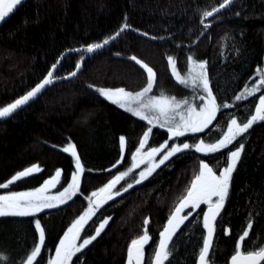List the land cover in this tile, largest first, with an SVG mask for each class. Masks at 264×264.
I'll list each match as a JSON object with an SVG mask.
<instances>
[{
	"label": "trees",
	"instance_id": "16d2710c",
	"mask_svg": "<svg viewBox=\"0 0 264 264\" xmlns=\"http://www.w3.org/2000/svg\"><path fill=\"white\" fill-rule=\"evenodd\" d=\"M223 0H27L0 26V107L25 95L59 63L55 77L61 80L24 109L0 121V183L32 165L43 171L0 189V194L40 187L61 170V184L70 182L73 158L59 149L69 140L76 145L85 168L81 192L67 204L38 213L35 217H0V253L8 260L0 264H27L38 243L35 219H40L46 234V249L34 264H49L55 247L67 228L88 207L87 196L103 187L116 173L131 165V155L149 125L100 96L96 88L143 89L147 73L130 59L136 56L156 73L155 87L174 96L187 94V88L171 75L167 58L172 56L177 69L189 66L188 56L207 61L213 94L221 107L216 120L201 133H187L177 143L215 142L227 131L231 118L245 121L255 113L259 95L237 101L246 83L264 64V0H235L214 17L202 12L219 6ZM127 17L131 29L92 54L83 49L102 42L118 31ZM204 19V23L201 20ZM210 27L205 29L204 25ZM138 32L147 33L149 39ZM117 53L119 55H117ZM81 58L82 61H81ZM82 62L78 74L67 76ZM67 77V78H66ZM90 85L92 87H90ZM124 136V161L111 172L104 171L121 154L119 138ZM164 128L155 127L146 149L175 142ZM244 143V151L232 173L228 196L217 218L214 239V264H230L238 237L251 220L250 239L257 250L264 246V122L223 150V154H203L194 148L178 153L139 185L103 205L85 226L81 237L91 236L106 217H111L104 232L73 258L74 264H127V249L143 234L148 219L151 240L145 246L144 264H152L170 215L186 195L199 173L201 161L216 173L226 166L227 154ZM56 146V147H53ZM91 170V171H88ZM133 173L122 185L134 183ZM120 188V185L117 186ZM207 205L192 211L189 220L173 237L175 250L171 264H197L206 230L203 212ZM228 231L229 234L225 235ZM167 264V262H166ZM264 264V262H262Z\"/></svg>",
	"mask_w": 264,
	"mask_h": 264
},
{
	"label": "snow or ice",
	"instance_id": "6c2138e0",
	"mask_svg": "<svg viewBox=\"0 0 264 264\" xmlns=\"http://www.w3.org/2000/svg\"><path fill=\"white\" fill-rule=\"evenodd\" d=\"M233 2L234 0H223L218 7L203 11L202 17L204 19L213 17L221 9H224ZM22 3L23 0H0V22H3ZM204 19L201 20L202 24L204 23ZM126 20L127 17H125V23L121 25L118 31L112 36L105 38L102 42L89 44L83 49H73L70 51H84L92 54L100 50L114 41L122 33L131 29V26L127 24ZM204 27L207 29L210 25L205 24ZM143 35L146 36L148 34L143 33ZM117 55L119 54L117 53ZM130 59L147 73L146 87L135 93L126 91L123 87L116 89L96 88V91L112 104L131 113L140 120L147 121L149 127L139 140V146L131 155L130 167L126 171L119 172V174L115 175L103 187L97 191H93L90 196L86 197L88 201L87 209L67 228L63 238L59 240L58 246L55 247L54 258L50 259L49 264H74L73 258L79 259L77 254H82L83 249L91 245L104 232L111 220V217L104 218L98 227L95 228L93 235L82 238L81 233L85 231V226L88 225L89 221H92V218L96 216L99 209L109 201H114L116 197L127 193L135 185H139L145 180H148L156 169L164 165L173 156L193 148L195 152L206 155L223 154L224 149H228L230 145L238 141V138L248 133L254 124L264 122V93H261L258 98L259 103L255 106V113L250 118H246L245 121L238 122L236 118H231L227 125V131L215 142L206 143L204 140H200L196 144H174L170 148L167 142H165L158 147H151L149 150L144 151L150 135L153 132V128H166L170 139L183 137L187 133H201L206 129L211 132L210 125L216 120L220 108H230L233 105L227 103L218 105L217 98L213 94L212 87L210 86L207 73V61L200 62L189 55L187 58L190 65L188 74L182 75L177 69L176 60L172 56L167 58L171 75L178 84L199 89L204 93V95L198 97L202 102L200 105H191L187 99L178 100L176 97L149 95L156 84V73L136 56H132ZM59 63L60 60L58 59L51 66V70L48 71L46 77L28 91L27 94L9 103L7 106L0 107V119L10 118L23 105L28 104L37 97L46 86L51 85L56 79L54 73L58 69ZM81 67L82 62H78L75 66L76 70L69 75L71 77L76 76ZM256 76L259 78L258 81L251 87L246 85L244 90L235 97L237 101L253 97L256 93L264 89V67L257 69ZM90 87L92 86L90 85ZM119 146L121 149L120 157L111 168L105 169L104 171L111 172L112 169L118 168L123 163L126 148V139L124 136L119 138ZM244 147V143L240 142L235 150L228 152L226 166L220 171L219 175H217L208 163L204 161L200 162L199 173L195 176L186 195L181 198L163 230L159 233V242L154 253L152 264H166V262L167 264H171L170 258L175 250L173 237L192 215V211L184 215L182 213L186 209L193 211L200 209L201 205H207V211L203 212L202 218L206 236L202 238L203 243L198 253L197 264H214V259L210 257L214 256V236L218 223L217 218L220 216L221 209L224 207V202L229 192L232 173L236 169ZM59 150L68 153L74 162V170L67 186L63 187V190L57 194H50V190L56 188L61 182L62 171L58 169L54 176L44 181L42 186L37 187L35 190L21 192L10 191L8 194L0 195V217H35L38 213H42L45 210L56 209L67 204L78 194L83 195L81 192V178L85 173V168L77 152L76 145L69 140L67 145L61 147ZM161 152L164 154L158 161H155V157ZM144 164L147 166L142 171H139L138 178L134 177V183L121 184L122 181H125L127 177L133 174L135 169L140 168ZM41 171L43 169L38 164L32 165L14 174L7 182L0 183V189H10L13 184L21 181L22 178H27ZM118 185H120V188H117ZM213 198L216 199L214 200ZM148 224L149 220L145 219L143 234L131 241L127 249V264H144L145 246L151 240L147 227ZM34 226L38 232V243L34 242L30 254L25 253L24 258H26L27 264H34L38 258H42V249L47 251L45 229L42 227L40 219H35ZM251 229L252 222L249 220L246 224V229L238 237V242L234 247V253L230 257V264H262L264 262V246L258 250L254 246H250L252 244L250 239ZM228 234L229 232L226 231L225 235ZM77 241L80 242L77 243ZM0 260L6 261L8 257L0 253Z\"/></svg>",
	"mask_w": 264,
	"mask_h": 264
},
{
	"label": "rangeland",
	"instance_id": "374dc122",
	"mask_svg": "<svg viewBox=\"0 0 264 264\" xmlns=\"http://www.w3.org/2000/svg\"><path fill=\"white\" fill-rule=\"evenodd\" d=\"M189 65V64H188ZM189 67H190V65L187 67V69L185 70V71H183V72H180L179 70V72L182 74V75H187L188 74V70H189ZM262 67H264V64H263V66ZM257 73V72H256ZM258 77L256 76V74H255V76H253L252 77V79L251 80H249L247 83H246V85H248L249 87H251L253 84H255L257 81H258ZM245 85V86H246ZM245 86H244V88H245ZM146 87V86H145ZM185 87V86H184ZM187 88V94L186 95H183V96H174V95H171L169 92L167 93L166 91L164 92L162 89H159V87H155V85H154V87H153V91L151 92V93H149V95H154V96H160V95H164V96H168V97H176L178 100H185V99H187L188 101H189V103L191 104V105H200L202 102L199 100V96L200 95H204V93L201 91V90H199V89H194V88H192V87H186ZM244 88L241 90V92L244 90ZM126 91H130V92H133V93H135V92H138V91H141L142 89H137V90H135V89H133V90H127V89H125ZM144 121V120H143ZM147 122V121H146ZM165 130H167L166 128H164ZM175 138V142H172V143H167V145H168V147L170 148L171 146H173L174 144H178L177 143V139H176V137H174ZM147 150H149V149H146L145 148V150L144 151H147ZM165 151H167V149H165ZM164 153L163 152H161L159 155H157L156 157H155V161H158L160 158H161V156L163 155ZM147 165L146 164H144V165H141L140 166V168H138V169H135L134 170V172L133 173H135V175H137V177L136 178H138V173H139V171H142L145 167H146ZM117 174H119V173H116L115 175H117ZM132 175V174H131ZM130 175V176H131ZM217 175H219V173H217ZM61 181H62V179H61ZM42 186V185H41ZM63 187H66V185H62L61 184V182H60V184H58L57 186H56V188H53V189H51L50 190V194H57L59 191H61V190H63ZM32 190H35V189H29V190H18V192H21V191H32ZM95 191H97V190H95ZM9 192H7V193H3V194H8ZM3 194H0V195H3ZM214 200L216 199V198H213ZM78 217H76L75 219H74V221L77 219ZM73 221V222H74ZM81 235H82V233H81ZM80 241H77V243H79ZM54 258V257H53Z\"/></svg>",
	"mask_w": 264,
	"mask_h": 264
},
{
	"label": "water",
	"instance_id": "95a60500",
	"mask_svg": "<svg viewBox=\"0 0 264 264\" xmlns=\"http://www.w3.org/2000/svg\"><path fill=\"white\" fill-rule=\"evenodd\" d=\"M26 1H27V0H23V3H25ZM234 1H235V0H234ZM23 3H22V4H23ZM22 4H21V5H22ZM21 5H18L17 8L14 9L13 13L9 14V16L6 17L5 20H4L3 22H0V26H1L3 23H5L8 19H10V16H11L12 14H14V13H15V12L21 7ZM217 7H218V6H217ZM226 8H227V6H226L224 9H221L220 12H222V11L225 10ZM220 12H219V13H220ZM219 13H217V14H219ZM217 14H215L214 16H216ZM214 16H213V17H214ZM138 34H140V35L142 34V35H143L142 32H141V33L138 32ZM144 36H145V35H144ZM145 37H147V38H149V39H151V40L154 39L153 37H150V36H148V35H146ZM117 38H118V37H117ZM117 38H116V39H117ZM116 39H115V40H116ZM112 42H113V41H112ZM112 42H111V43H112ZM107 46H109V44H108ZM107 46H105V47H103V48H107ZM103 48H101V49H103ZM98 51H99V50H98ZM68 52H69V51H67L65 54H63V55L60 57V59H59L60 62H61L62 58H64ZM96 52H97V51H96ZM79 71H80V70H79ZM79 71H78V72H79ZM78 72H77V74H78ZM54 75H55V73H54ZM67 77H68V78H72L70 75H68ZM43 79H44V78H43ZM43 79H42V80H43ZM42 80H41V81H42ZM60 80H61L60 77H56V79L54 80V82H53L51 85L46 86V88H45L44 90H42V92H41L40 94H38L37 97H35V98H34L32 101H30L28 104L23 105V106L21 107V109L17 110V112L20 111V110H22V109H24V108H25L26 106H28L30 103H32L33 101H35L36 98H38L39 96H41V95L43 94V92L46 91V89H48L50 86H52L53 84L57 83V82L60 81ZM41 81H39V82H41ZM37 84H38V83H37ZM37 84H36V85H37ZM36 85H35V86H36ZM29 91H30V90H29ZM27 92H28V91H27ZM27 92H26L25 94H27ZM23 96H24V95H23ZM21 97H22V96H21ZM19 98H20V97H19ZM17 99H18V98H17ZM14 101H15V100H14ZM14 114H15V113H14ZM14 114H12V115H14ZM3 120H4V119H0V121H3ZM221 210H222V209H221ZM205 211H207V207H206ZM205 211H204V212H205ZM214 239H215V237H214ZM153 258H154V257H153ZM197 260H198V259H197ZM152 261H153V260H152Z\"/></svg>",
	"mask_w": 264,
	"mask_h": 264
},
{
	"label": "flooded vegetation",
	"instance_id": "af4514ba",
	"mask_svg": "<svg viewBox=\"0 0 264 264\" xmlns=\"http://www.w3.org/2000/svg\"><path fill=\"white\" fill-rule=\"evenodd\" d=\"M105 205V204H104Z\"/></svg>",
	"mask_w": 264,
	"mask_h": 264
}]
</instances>
